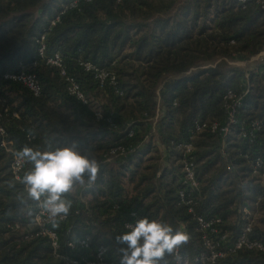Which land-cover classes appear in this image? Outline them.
Instances as JSON below:
<instances>
[{
    "label": "trees",
    "instance_id": "trees-1",
    "mask_svg": "<svg viewBox=\"0 0 264 264\" xmlns=\"http://www.w3.org/2000/svg\"><path fill=\"white\" fill-rule=\"evenodd\" d=\"M258 1L264 0L243 4L238 0H0V123L17 151L26 145L43 149L48 140L59 146L75 141L81 148L91 147L100 160L116 143H130L126 140L130 124L136 128L133 143H147L146 151L132 163L129 177L130 182L137 179L138 194L125 193L120 184L127 167L109 163L102 165L95 185L84 192L86 204L78 202L76 191L67 194L72 200L70 219L56 228L62 251L66 228L72 226L74 234L90 235L92 244L103 243L121 257L119 249L124 245L116 243L123 232L121 214L107 205L105 198L110 197L114 204L134 207L142 218L187 231L191 240L183 253L194 256L199 249L195 224L176 203L181 157L170 143L186 138L197 119H221L223 94L245 87L240 119L260 124L256 142L248 144L236 130L224 147L211 134L196 136L192 156L198 183L196 210L206 219L220 217L222 229L235 235L240 205L261 195L250 238L264 244V194L252 174L256 160L262 163L260 174L264 172V60L249 74L225 63L234 58L249 60L264 50V10ZM55 18L58 22L49 30ZM44 33L46 55L62 56L68 74L91 105L100 107L117 130L94 121L88 109L67 96L58 72L36 58L35 41ZM86 62L111 71L122 97L107 90V104L93 103L92 95L105 93L85 72ZM21 71L39 80L38 97L4 79ZM158 111L156 133L168 148L169 164L156 177L162 166L151 157L155 150L146 137ZM79 119L93 121L96 128ZM10 163L11 156L0 147V264H58L46 238L25 240L21 232L4 229L7 223L31 225L34 217L20 204L18 198L26 197V191L13 179ZM29 168L24 164L22 175ZM226 262L264 264V251H239Z\"/></svg>",
    "mask_w": 264,
    "mask_h": 264
},
{
    "label": "built area",
    "instance_id": "built-area-1",
    "mask_svg": "<svg viewBox=\"0 0 264 264\" xmlns=\"http://www.w3.org/2000/svg\"><path fill=\"white\" fill-rule=\"evenodd\" d=\"M83 1L90 2V0ZM116 1L119 2V0ZM238 1L243 4L246 0ZM257 3L264 10V1H258ZM57 22L58 18L51 21L49 30ZM46 34H41L35 41L36 58L58 72L60 78L66 83L67 96L80 107L88 109L94 121L104 122L108 125L109 129L113 131L117 130V127L110 120L104 118V112L100 107L91 105L78 82L68 74L62 56L59 53L51 56L46 55ZM82 66L85 72L92 75L93 80L97 83L98 89L105 93V95L108 93L107 90H111L115 96L122 97L123 94L118 88L116 77L111 71L97 68L89 62L83 63ZM4 79L20 84L35 97L41 94L40 82L32 73L26 71L9 73L4 76ZM246 93L247 87L239 92L227 90L221 99V119L215 121H202L197 119L192 124L190 130H188L186 138L170 143V146H173L180 153L181 157L182 175L178 179L176 203L195 224L196 243L199 246L194 256L185 253L189 264H233L226 261L229 258H233L239 251H264V244L261 241L250 238V233L254 225V210L262 198L261 195H258L252 203L245 201L240 205L237 218L238 229L235 235H231L222 229L220 217L214 216L206 219L204 216L198 214L196 210L198 183L192 160L194 153L193 141L196 136L202 133H208L217 138L218 144L224 147L227 137L233 130H236L243 141H246L248 144H254L256 142V135L260 131V124L256 121L248 123L240 119V110ZM126 132V140L130 143L127 145L116 143L107 152L102 153L100 156L101 165L111 163L112 161L126 160L132 158L134 154H137L141 145L140 143L135 144L132 141L136 135V128L130 124L126 127ZM0 138V147L3 148L5 153L11 156L10 171L13 179L21 182L24 163L18 162L14 156L17 150L14 148L13 141L5 133L1 123ZM26 139L27 141H31L33 137L27 133ZM164 153L168 155L166 148H164ZM245 158L247 157L245 156ZM261 167V161L256 160L253 165L252 174L257 178L256 181L260 184L262 193L264 194V172L263 174L259 172ZM231 168V165H228L226 170L229 171ZM85 191L79 189L76 191V199L82 205L83 203L86 204L83 197ZM105 199L107 205H113L114 210L121 214L119 226L122 231L126 230L125 225L129 223L135 224L138 219L142 218L140 212L134 207H125L124 205H120L119 202L114 204L110 197H106ZM69 219L70 216H67L63 220H60L59 224H66ZM56 228L47 220V215L36 206L31 225L24 226L20 223H7L4 226L7 232H21L25 240L33 237L46 238L49 241L52 254L58 264H120V257H117L113 253L111 254L105 244H92V237L90 235L74 234L72 226L66 228V237L62 251L60 236ZM183 229L184 226H181V230Z\"/></svg>",
    "mask_w": 264,
    "mask_h": 264
},
{
    "label": "clouds",
    "instance_id": "clouds-1",
    "mask_svg": "<svg viewBox=\"0 0 264 264\" xmlns=\"http://www.w3.org/2000/svg\"><path fill=\"white\" fill-rule=\"evenodd\" d=\"M14 156L30 165L21 178L26 197L18 198L20 204L29 217L35 215V204L53 227L71 212L72 200L67 194L91 189L102 167L91 147L81 148L75 141L59 146L48 140L43 149L26 145ZM125 229L116 237V243L124 245L119 249L120 264H189L183 253L191 240L187 231L174 230L167 222L147 217L125 225Z\"/></svg>",
    "mask_w": 264,
    "mask_h": 264
},
{
    "label": "rangeland",
    "instance_id": "rangeland-1",
    "mask_svg": "<svg viewBox=\"0 0 264 264\" xmlns=\"http://www.w3.org/2000/svg\"><path fill=\"white\" fill-rule=\"evenodd\" d=\"M264 60V50L261 51L258 55H256L253 58H250L249 60H244V59H238V58H234V59H230V60H226L225 63L231 67V68H237L240 69L242 71H244L246 74H249L252 71H255V69L262 63V61ZM96 95V96H94ZM91 97H93L92 102L97 104L98 106L103 107L105 104L108 103V96L103 95V94H94ZM160 119V112H157L155 118L152 120L151 125H150V132H148L150 134L149 137H146L147 140H151L152 144L155 146V152H152L151 157H156L157 159H159L157 161V165L160 164V170L166 166V164L168 165L169 163H167L168 160V155L165 156L163 150L164 148H166V145L163 144L160 139L157 132V125ZM86 124L88 126H93L92 128H96V125L94 124V122H90V120H86L85 122H83V124ZM142 132L139 131V135H141ZM151 138V139H150ZM143 142H141L140 144H142ZM168 148H166L167 151ZM168 154V151H167ZM135 155V154H134ZM99 159V158H98ZM116 161H112L111 163H109L108 165H112L117 167V164L114 163ZM133 164L129 165V164H124V166L127 167V173L126 176L124 178H120V184L122 186V188L124 189L125 193H129V195H136L139 193V189H138V183H137V179L132 181V178H129L130 175L132 174V166ZM129 166V167H128ZM131 168V169H129ZM158 169V168H157ZM158 172V170H157ZM125 173V172H123ZM158 175H160V173H158ZM158 177V176H157ZM121 256V255H120ZM58 263V262H57Z\"/></svg>",
    "mask_w": 264,
    "mask_h": 264
},
{
    "label": "crops",
    "instance_id": "crops-1",
    "mask_svg": "<svg viewBox=\"0 0 264 264\" xmlns=\"http://www.w3.org/2000/svg\"><path fill=\"white\" fill-rule=\"evenodd\" d=\"M79 121H81L82 123L85 122V121H83V119H79L78 122H79ZM146 144H147V143H146V140L143 141V143L140 144L141 146H140V148H139L137 154H135L132 158H129V159H126V160H117V161L114 162V163H116L117 166H120V165L123 166L125 163H126V164H132V163H135L136 160H138V159L141 157V155L143 154V152L146 151V148H147V145H146ZM151 147H153V150H156V149H155V146H154L153 144H151ZM163 152H164V150H163ZM164 154H165V153H164ZM165 156H166V155H165ZM101 168H102V167H101ZM129 169H131V168H129ZM160 172H161L160 169L158 170V172L156 171V177L158 176V173H160Z\"/></svg>",
    "mask_w": 264,
    "mask_h": 264
}]
</instances>
